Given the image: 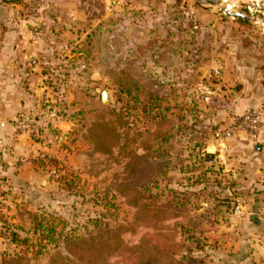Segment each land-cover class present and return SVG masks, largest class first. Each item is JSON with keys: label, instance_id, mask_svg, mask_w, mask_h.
I'll return each mask as SVG.
<instances>
[{"label": "rangeland", "instance_id": "obj_1", "mask_svg": "<svg viewBox=\"0 0 264 264\" xmlns=\"http://www.w3.org/2000/svg\"><path fill=\"white\" fill-rule=\"evenodd\" d=\"M228 6L252 20L219 14ZM10 23L34 40L33 68L64 89L56 98L65 121L57 130L41 125L40 137L24 136L40 149L16 155L52 156L61 176L47 175L41 162L27 167L47 182L33 198L19 202L22 191L2 189L0 196L17 202L0 210V264H92L93 257L80 259L78 245L68 253L67 242L134 219L118 193L119 161L134 151L146 156L142 184L150 181L160 204L178 202L170 189L197 194L181 221L197 220L201 264H264V130L259 151L239 131L216 138L247 109L264 107V0H222L211 10L193 0H0V32ZM78 89L112 110L142 102L141 129L133 107L124 151L112 156L104 126L90 133Z\"/></svg>", "mask_w": 264, "mask_h": 264}, {"label": "trees", "instance_id": "obj_2", "mask_svg": "<svg viewBox=\"0 0 264 264\" xmlns=\"http://www.w3.org/2000/svg\"><path fill=\"white\" fill-rule=\"evenodd\" d=\"M121 93L131 96V91L128 93L124 87L121 88ZM74 96L81 115L92 121L90 133L93 134L98 126H104L105 131L109 132L114 141L109 148L112 156L124 151L129 142L131 127L134 126L129 118L133 107L137 111L135 126L141 129L144 108L138 99L129 100L121 110H112L79 89L75 90ZM88 99L92 102L88 103ZM108 116L114 121L107 120ZM155 117L152 115L151 119L154 120ZM130 156L129 161H119L123 166V181L118 186V193L120 204L132 209L134 219L127 225H117L113 230L89 239H69L68 253L77 252L70 245H78L80 259L93 257L94 261L90 260L92 264H201L202 261L195 255L197 251L204 249V243L198 236L200 232L197 220H191L193 226L181 221L187 212L183 209L191 202V196L196 197L197 194L170 189L169 193L176 194L178 202L160 204L158 195L152 192L154 188L149 186L150 181L147 182L148 185L142 184L146 166L142 168L141 163L146 156L138 155L135 151ZM195 182L197 186L202 185L199 178ZM33 218L38 221L37 216L34 215Z\"/></svg>", "mask_w": 264, "mask_h": 264}, {"label": "crops", "instance_id": "obj_3", "mask_svg": "<svg viewBox=\"0 0 264 264\" xmlns=\"http://www.w3.org/2000/svg\"><path fill=\"white\" fill-rule=\"evenodd\" d=\"M8 25V29L0 32V138L15 154H28L40 149V146L16 133L15 119L21 114H35L38 110L43 74L41 68H33L29 62L33 58L31 53H34L32 46L34 40L27 35L25 37L17 35L16 26L12 23ZM73 98L71 94L70 99ZM258 145L255 143L256 147ZM0 157L5 179V185L0 188V193L3 192L2 189L22 191L18 201L26 202L27 199L33 198V190L37 185L47 184L39 172L20 166L7 157ZM7 198L10 202H17L10 194L4 196L3 193V196H0L1 211H4ZM2 243L0 237V246Z\"/></svg>", "mask_w": 264, "mask_h": 264}, {"label": "built area", "instance_id": "obj_4", "mask_svg": "<svg viewBox=\"0 0 264 264\" xmlns=\"http://www.w3.org/2000/svg\"><path fill=\"white\" fill-rule=\"evenodd\" d=\"M31 65H37L36 60H31ZM42 93L38 98V114L25 113L15 119L16 133L30 139L40 137V127L44 125L47 130H57L65 121L64 112L61 109V100L57 99L60 92L64 89L55 90V83L52 78L46 75L42 79ZM60 98V97H59ZM61 99V98H60ZM264 130V107L258 109H247L237 120L235 126L216 133L218 139H229L234 136L235 131L245 133L252 142L258 143ZM0 155L7 157L23 167L35 166L42 162V171L54 179H59L61 169L54 166L52 156L33 155L24 157L16 155L11 149L6 148L3 140L0 138ZM37 164V165H38ZM5 185V179L0 163V188ZM4 210L6 212L11 206L9 199H5Z\"/></svg>", "mask_w": 264, "mask_h": 264}, {"label": "water", "instance_id": "obj_5", "mask_svg": "<svg viewBox=\"0 0 264 264\" xmlns=\"http://www.w3.org/2000/svg\"><path fill=\"white\" fill-rule=\"evenodd\" d=\"M193 1L198 6L204 8L206 10H211V9H213V7L218 5L222 0H193ZM219 14H226L227 16H230V17H233V18H237V19L246 20V21L252 20L249 15H245V14L239 13V12H231L228 8L220 10ZM103 102L104 103L107 102V94L106 93L103 94ZM261 149H262V146L259 144L256 147V150L259 151Z\"/></svg>", "mask_w": 264, "mask_h": 264}, {"label": "bare ground", "instance_id": "obj_6", "mask_svg": "<svg viewBox=\"0 0 264 264\" xmlns=\"http://www.w3.org/2000/svg\"><path fill=\"white\" fill-rule=\"evenodd\" d=\"M226 2H227V1H226ZM227 8H228V9H230L231 7H230V6H228Z\"/></svg>", "mask_w": 264, "mask_h": 264}]
</instances>
